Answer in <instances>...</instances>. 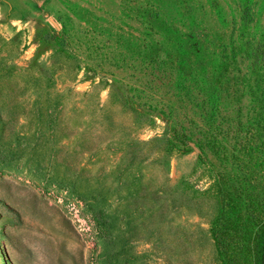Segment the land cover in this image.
I'll return each instance as SVG.
<instances>
[{
    "label": "rangeland",
    "instance_id": "1",
    "mask_svg": "<svg viewBox=\"0 0 264 264\" xmlns=\"http://www.w3.org/2000/svg\"><path fill=\"white\" fill-rule=\"evenodd\" d=\"M0 264H264V0H0Z\"/></svg>",
    "mask_w": 264,
    "mask_h": 264
}]
</instances>
